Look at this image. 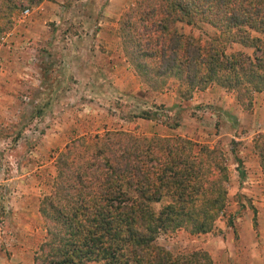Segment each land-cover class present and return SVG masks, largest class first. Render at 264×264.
Instances as JSON below:
<instances>
[{"label": "rangeland", "instance_id": "obj_1", "mask_svg": "<svg viewBox=\"0 0 264 264\" xmlns=\"http://www.w3.org/2000/svg\"><path fill=\"white\" fill-rule=\"evenodd\" d=\"M135 1L0 0V264H45L40 205L54 194L58 154L107 130L217 144L229 175L221 215L208 231H160L155 242L173 254L204 250L215 264H264V176L254 143L264 134V109L253 113L264 89L250 109L216 83L188 98L174 76L151 89L119 37L120 14ZM176 27L198 40L219 34L206 22ZM226 50L254 51L237 42ZM231 103L237 108H225Z\"/></svg>", "mask_w": 264, "mask_h": 264}, {"label": "trees", "instance_id": "obj_2", "mask_svg": "<svg viewBox=\"0 0 264 264\" xmlns=\"http://www.w3.org/2000/svg\"><path fill=\"white\" fill-rule=\"evenodd\" d=\"M40 0L30 3H38ZM177 22H206L203 40ZM264 0H136L119 17L122 49L136 74L160 90L176 77L183 98L211 83L245 109L264 89ZM228 42L253 48L226 50ZM264 176V134L254 140ZM54 194L44 196L45 264H215L204 250L173 254L160 231H208L228 198V167L217 144L182 136L107 130L72 141L57 157ZM243 174L241 160L236 157ZM168 199L159 210L152 203Z\"/></svg>", "mask_w": 264, "mask_h": 264}, {"label": "crops", "instance_id": "obj_3", "mask_svg": "<svg viewBox=\"0 0 264 264\" xmlns=\"http://www.w3.org/2000/svg\"><path fill=\"white\" fill-rule=\"evenodd\" d=\"M212 90H218L219 88H211ZM220 90V89H219ZM262 96H263V94H262ZM257 99H258V101L256 102L255 101V103H254V108H253V113H255V112H258V110H262V109H264V101H262L261 102V100H260V96L259 97H256ZM232 106H233V108H232ZM237 105H234V104H232L231 103V105L230 106H228V107H225V108H228V109H236L237 107H236ZM238 110V112H240L239 111V109H237Z\"/></svg>", "mask_w": 264, "mask_h": 264}, {"label": "built area", "instance_id": "obj_4", "mask_svg": "<svg viewBox=\"0 0 264 264\" xmlns=\"http://www.w3.org/2000/svg\"><path fill=\"white\" fill-rule=\"evenodd\" d=\"M25 12H27V11H25Z\"/></svg>", "mask_w": 264, "mask_h": 264}]
</instances>
